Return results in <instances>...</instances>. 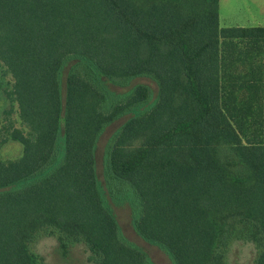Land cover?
Instances as JSON below:
<instances>
[{
	"label": "trees",
	"instance_id": "obj_1",
	"mask_svg": "<svg viewBox=\"0 0 264 264\" xmlns=\"http://www.w3.org/2000/svg\"><path fill=\"white\" fill-rule=\"evenodd\" d=\"M218 0H0V264H43L56 235L66 259L147 264L104 205L95 147L104 129L156 101L110 138L104 182L129 189L131 220L172 264H224L230 240L264 264V28H219ZM68 61H73L62 75ZM15 115V119L13 118ZM62 142V156L57 149Z\"/></svg>",
	"mask_w": 264,
	"mask_h": 264
},
{
	"label": "rangeland",
	"instance_id": "obj_2",
	"mask_svg": "<svg viewBox=\"0 0 264 264\" xmlns=\"http://www.w3.org/2000/svg\"><path fill=\"white\" fill-rule=\"evenodd\" d=\"M261 7L248 6L247 0H219V28H264V11ZM73 61H68L62 69V75L66 73ZM99 86L106 92L108 101L106 107L111 102L126 95L138 84L148 85L152 91L148 104L142 105L109 126L99 136L95 147L96 174L98 189L100 191L104 205L115 216L120 227V236L127 243L138 250L144 252L148 257L147 264H172L165 251L156 245L148 244L142 241L133 231L131 220L137 215L138 203L133 193L126 189L121 194L110 196L106 190L104 182V160L106 157V148L112 135L124 123V121L133 114L141 113L147 110L156 101L157 86L147 78L140 77L129 82L127 88H117L106 84L102 79L98 80ZM15 119V115H13ZM22 151V146L16 142H8L0 147V156L3 160L17 158ZM62 156V142L60 140L57 149V162ZM56 235H39L33 243L30 244V251L36 254L43 264H92L88 262L89 252L82 244L72 246L66 259L61 258L57 251ZM259 250L253 243L244 241L240 237H235L229 241L224 251V264H254Z\"/></svg>",
	"mask_w": 264,
	"mask_h": 264
},
{
	"label": "crops",
	"instance_id": "obj_3",
	"mask_svg": "<svg viewBox=\"0 0 264 264\" xmlns=\"http://www.w3.org/2000/svg\"><path fill=\"white\" fill-rule=\"evenodd\" d=\"M218 4H219V0H218ZM247 5L264 8V0H247ZM262 11H264V9H262Z\"/></svg>",
	"mask_w": 264,
	"mask_h": 264
}]
</instances>
